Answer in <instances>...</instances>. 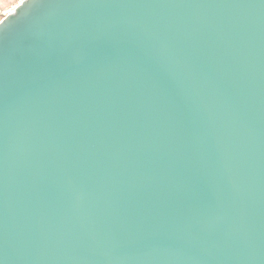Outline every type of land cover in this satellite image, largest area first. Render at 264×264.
<instances>
[{
    "label": "water",
    "instance_id": "1",
    "mask_svg": "<svg viewBox=\"0 0 264 264\" xmlns=\"http://www.w3.org/2000/svg\"><path fill=\"white\" fill-rule=\"evenodd\" d=\"M20 5L0 264H264V0Z\"/></svg>",
    "mask_w": 264,
    "mask_h": 264
},
{
    "label": "rangeland",
    "instance_id": "2",
    "mask_svg": "<svg viewBox=\"0 0 264 264\" xmlns=\"http://www.w3.org/2000/svg\"><path fill=\"white\" fill-rule=\"evenodd\" d=\"M21 0H0V20L6 16Z\"/></svg>",
    "mask_w": 264,
    "mask_h": 264
},
{
    "label": "snow or ice",
    "instance_id": "3",
    "mask_svg": "<svg viewBox=\"0 0 264 264\" xmlns=\"http://www.w3.org/2000/svg\"><path fill=\"white\" fill-rule=\"evenodd\" d=\"M29 2V0H21V5H20V8L24 5H27V3ZM34 0H31V3H33ZM14 16V15H13ZM7 20H0V26L4 25V23L6 22Z\"/></svg>",
    "mask_w": 264,
    "mask_h": 264
}]
</instances>
